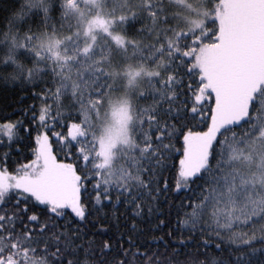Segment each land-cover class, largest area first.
Returning a JSON list of instances; mask_svg holds the SVG:
<instances>
[{"label": "snow or ice", "instance_id": "snow-or-ice-1", "mask_svg": "<svg viewBox=\"0 0 264 264\" xmlns=\"http://www.w3.org/2000/svg\"><path fill=\"white\" fill-rule=\"evenodd\" d=\"M0 13V83L33 89L37 128L32 159L9 170L5 152L0 167V264H264V0H10ZM21 124L0 118V147ZM181 191L169 213L218 251L228 233L229 259L211 239L149 256L123 234L122 259L107 258L93 210L115 193L151 217Z\"/></svg>", "mask_w": 264, "mask_h": 264}, {"label": "trees", "instance_id": "trees-1", "mask_svg": "<svg viewBox=\"0 0 264 264\" xmlns=\"http://www.w3.org/2000/svg\"><path fill=\"white\" fill-rule=\"evenodd\" d=\"M10 0H0V8ZM2 14V13H0ZM39 89H37L38 91ZM32 88H25L23 86H13L11 84L5 86L0 83V118H7L10 120L22 121L20 127V137L18 143H13L11 148L7 147L5 143L4 147H0V167H3L4 153L9 152L8 167L9 170L14 169L18 164L26 163L27 160L32 159L30 155L32 148L34 147L33 138L36 135L37 128L32 127L31 137L28 136L25 131V126L30 123L31 111L26 112L34 102L32 96ZM39 104V101H36ZM58 130V129H55ZM19 147V151H17ZM62 158V157H61ZM185 196V192L181 191L179 194L173 192L168 197V201H163L159 205V213L149 217L145 211L143 218H138L132 215V209L127 207L122 202H116L115 193L113 194V203L105 202L104 207L100 210L99 216H97L95 210L89 215L88 220L99 222L90 223L88 226L90 229L96 232V243L102 244L105 240H110L113 244L111 252L107 253V258L111 260L113 257H118L117 253L120 250V237L123 234L124 247H129L126 243L128 236L131 235L132 239L136 241V245H142L139 248L140 252L148 251L149 256L152 255L157 249H159L158 255L171 254L173 249L179 248L182 258L186 253L195 254L199 248L203 252V241L211 239L208 235L197 234L199 232V226H197L196 232L191 230V226H183L177 224V217L174 212L169 213L170 202L179 201L181 197ZM15 199V197H13ZM135 220L137 225V231H132V223ZM163 220L165 223L160 224L159 221ZM233 231L241 232L248 231V229L235 228ZM89 237L93 236V231H89ZM224 237V243L221 249H216L217 244H221L220 240L211 239V247L208 249L209 253L213 256L225 260L229 259L230 249L228 247L227 236L228 233L221 234ZM191 237V243L181 247L178 243L180 240H188ZM165 242L168 244L167 252H165ZM135 250V246H134ZM129 259H132V253L129 252ZM148 257L137 256L135 259L140 261L147 260ZM203 259V256L199 257ZM255 259L260 260V254H255Z\"/></svg>", "mask_w": 264, "mask_h": 264}]
</instances>
